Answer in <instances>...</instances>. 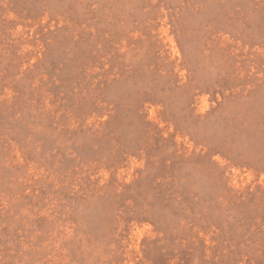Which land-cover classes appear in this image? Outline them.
I'll return each mask as SVG.
<instances>
[{
    "label": "rangeland",
    "instance_id": "1",
    "mask_svg": "<svg viewBox=\"0 0 264 264\" xmlns=\"http://www.w3.org/2000/svg\"><path fill=\"white\" fill-rule=\"evenodd\" d=\"M0 264H264V0H0Z\"/></svg>",
    "mask_w": 264,
    "mask_h": 264
}]
</instances>
